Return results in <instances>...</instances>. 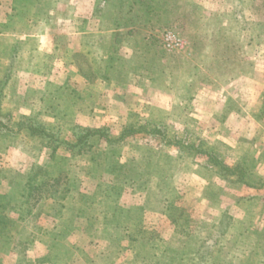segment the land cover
Here are the masks:
<instances>
[{
	"label": "rangeland",
	"instance_id": "374dc122",
	"mask_svg": "<svg viewBox=\"0 0 264 264\" xmlns=\"http://www.w3.org/2000/svg\"><path fill=\"white\" fill-rule=\"evenodd\" d=\"M117 1L101 4V19H96L90 31L100 34L97 43L102 40V44L119 49L121 61L116 66L120 68L106 70L111 76L105 77L107 82L118 85L127 77L129 91L122 96L108 88L101 99L53 89L62 94L54 92L52 96L66 101L67 108L59 120L54 114L59 112H49V104L39 116L42 123L54 125V130L59 128L58 135L65 134L70 142L77 140L72 131L74 125L93 130L108 128L107 134L114 140L93 135L91 152L61 144L49 157L40 140L25 131L0 133L1 177L5 176L0 182V202L5 204L2 209L0 203V264H187L186 253L205 255L196 264H250L251 260L264 264V256L262 260L249 257L257 234L264 235V201H223L230 194L226 188L219 190L216 183L229 184L236 170L231 169L230 173L223 167L225 160L211 155L214 151L209 152L207 142L198 148L199 136L194 125L189 124L194 117L192 108L180 110L170 128L166 120H161L160 111H151L150 120L145 105L136 106L139 101L162 99L160 93L153 91L150 74L157 86L159 77L155 76L169 68V74L175 73L179 78L180 96L187 98L211 89L210 66L216 64L213 57L232 56L240 51L260 55L264 45L258 47L256 43L258 33L264 32V0H171L166 11L146 25L133 16L139 20L136 31L115 39V33L108 32L113 26ZM79 15L65 6L54 12L47 23L54 45L63 47L64 29L70 22L73 24L71 16L79 23ZM169 33L181 39L183 47L168 48L164 37ZM244 42L249 45H242ZM260 69L264 71V64ZM252 75L253 72L244 83L250 92L249 104L254 102L256 85L264 84V78L256 80ZM237 83L232 86L233 91L239 88ZM136 88L143 91L141 97L138 92L134 94ZM39 89L44 92L43 86ZM36 93L37 89L26 92L24 109L8 111H37L40 96ZM15 96L12 106L21 101ZM233 97L230 107L237 108L239 102L235 100L242 97L238 93ZM129 104L144 110L130 109L126 107ZM202 115L208 119V114ZM13 123L12 119L7 124L16 130ZM130 126L136 132L116 141ZM250 130L258 146L253 151L256 153L264 144V134L256 127L250 126ZM235 134L229 137L234 138ZM209 157L216 158L214 161L219 164ZM250 158L243 160L248 159L250 164ZM35 165H46L49 175L57 178L39 193L31 187ZM210 172L218 177L225 173L221 179H213ZM37 179L41 183L49 181L42 174ZM3 195L11 201L7 203ZM241 222L249 224V234L238 235L242 232Z\"/></svg>",
	"mask_w": 264,
	"mask_h": 264
},
{
	"label": "crops",
	"instance_id": "0c3cea01",
	"mask_svg": "<svg viewBox=\"0 0 264 264\" xmlns=\"http://www.w3.org/2000/svg\"><path fill=\"white\" fill-rule=\"evenodd\" d=\"M94 1L70 0L68 2V8L73 12L75 9L76 14H80L79 23L76 21V24L74 21L76 15L75 17L71 16V21L76 25L70 22L71 24L65 27L64 36L66 39L63 47H60L61 45L56 46L53 43L54 38L50 33L51 26L47 24L46 17L39 13L33 5L26 0H0V81H4L8 75L13 79V83L8 84L10 88L6 90L8 96L4 108L14 111L24 109L22 99L26 92L31 90L33 93L41 86L44 87L43 91L50 95L56 93L61 95V92L53 90L58 88L67 89L70 93L77 95L83 93V97L86 94L92 98H99L100 96L103 99L105 90L109 88L110 91L115 90L125 96V92L130 89L128 78L125 75L126 82L120 85L115 81L107 82V77H105L111 76L106 70L120 68V65L116 66V62L121 60L117 57L119 55L118 48L109 43L102 44V40L97 43L96 40L100 34L90 31L92 27L94 28L96 19H101V15L94 12ZM230 2L232 3V1ZM93 16L95 17L92 18ZM114 23L115 19L112 28H110L111 31L108 33L117 31ZM230 28L232 29V27ZM261 35L260 44L264 45V33ZM258 42L256 46L259 47ZM227 44L230 45L228 41ZM244 44L248 43H242V45ZM260 52V55L257 56H250L247 51H240V53L232 56L213 57L216 64L210 66L209 76L213 79L209 82L211 89L207 93L197 91V95L193 93L190 96L191 94H189L187 98L180 96L179 78L176 79L175 73L169 74V68L160 76H155L156 78L159 77V85L157 86L154 85L153 74H150V79H145L150 80V84L154 87V93L157 95L160 93L159 96L162 99H157L158 101L154 102L150 100L139 101L136 104V106L141 104L143 107L145 105V114L147 119L150 117V120L154 111H160L159 116H161V120H166L167 125H170L180 110H183L184 107H190L194 117L189 124L194 125L197 136H199L197 139L200 141H198V148L203 142H207L211 148L209 152L214 151L211 155L218 159H224L226 164L223 165L230 167V169L245 157H251L249 172L245 170L243 173L241 169L233 168L232 171H236H233V179L232 175L229 176L232 179L229 184L225 181L216 183L219 190L226 188L230 194L228 198L224 197L223 201H264V144L259 147V150L257 149L256 153H253L256 150L254 148H258V146L250 136L252 131L250 126L258 128L264 134V84L256 85V94H252L254 102L250 104L248 103L250 92L244 86L252 72L254 73L252 76H255L256 80L260 77L264 78V71L260 69L264 64V47ZM56 56L59 58L57 61ZM92 67L93 69H91ZM124 76L122 75L123 78ZM61 78L65 80L59 81ZM105 82L110 87H107ZM236 82L240 83L239 88H235L233 91L232 86L236 85ZM137 92L138 96L141 97L142 94L140 93L143 91L136 88L134 94ZM235 93L242 97L240 101L235 100L239 102L236 103L237 108L230 107L231 98ZM12 96H18L21 99L20 102L16 101L15 106L11 105V102L16 99ZM163 99L164 101H162ZM136 106L133 104L126 105L130 109L141 108L142 110V107ZM200 112L208 114V119L204 118ZM195 113H198V116ZM228 133L236 134L232 138L229 137L230 134ZM171 153L166 154L175 158L179 156L177 153L178 156ZM228 159L233 161L229 162ZM167 168L168 165L165 166V169ZM224 173H220L219 176H223ZM209 174V177L215 176L211 172ZM244 174H249V177ZM220 177L215 176L213 179H221ZM238 205L240 207V204Z\"/></svg>",
	"mask_w": 264,
	"mask_h": 264
},
{
	"label": "trees",
	"instance_id": "16d2710c",
	"mask_svg": "<svg viewBox=\"0 0 264 264\" xmlns=\"http://www.w3.org/2000/svg\"><path fill=\"white\" fill-rule=\"evenodd\" d=\"M28 3L33 5L35 9L43 14L46 17V20L49 21L52 16H54V12L57 11V9H60L61 6L68 7V2L70 0H26ZM75 1V0H72ZM108 2L111 0H95L94 1V12L96 14L101 15V10H102V3ZM171 2V0H118L117 4L115 5V31L114 35H116L115 39H120L124 37V33H130L135 32L136 29H134L137 24L139 23V20H136L134 17H137V19H140V24L149 23L150 20H155L154 18H158L163 11H166V4ZM264 3V2H263ZM64 4V5H63ZM264 6V5H263ZM137 13V15H134L133 13ZM127 13V16L125 15ZM122 15V17H121ZM102 16V15H101ZM134 16V17H133ZM126 17V21L123 22L122 18ZM122 21V23H121ZM144 21V22H141ZM124 23V24H123ZM258 24V23H257ZM256 24V25H257ZM129 28V29H128ZM262 33V32H261ZM264 33V32H263ZM258 36H262L260 33H258ZM129 38V37H127ZM261 39V37L259 38ZM260 44V42H258ZM118 57V56H117ZM121 59V57H118V59ZM119 59V60H120ZM144 65V64H143ZM9 83H13V79L10 78V75L6 77L4 81H0V112L2 110H6L7 114H1L0 113V133H7V132H22L25 131L27 134H29L32 138H38L40 141V146H42L45 149H48L49 152V157L53 155L57 147L61 144H66L67 147H70L71 149H84L87 151H92V144L90 143V138L93 135H100L101 137H104L106 140H111L113 142L114 139H110L109 135L107 134V131L109 130L108 128H100V129H88L84 128L80 125H74L72 126V131L73 133H76L77 140L75 142H70L68 139H66V135L64 134L63 136H59L58 132H60V129L57 128V130H54V125H49L48 123H42L39 120L40 113L45 112L44 106L49 104V112H59V114L54 113L56 118L58 120L60 119V113L67 108L66 106V101L58 98V97H53L52 95L50 96L49 94H46L45 92H41L40 89H37V93L39 97L37 103H39V108L37 111H33L32 114H26V113H13L11 111H8V109L4 108V100L8 96L6 90L7 88H10ZM22 101H25V97L22 99ZM25 103V102H24ZM75 106V105H74ZM70 107V106H68ZM44 108V109H43ZM73 108V107H72ZM44 110V111H42ZM64 115V114H63ZM17 118L19 119L16 121ZM13 119V125L16 127V130H13L11 126H9L7 123L8 121H12ZM55 123L61 124V122L54 121ZM72 125V124H70ZM58 131V132H57ZM136 132L132 126L128 127L124 132H122L118 136V140H123L124 138L130 136ZM160 133V131H158ZM162 134V133H160ZM193 148H196V145H192ZM90 151V152H91ZM210 160H217L216 158L209 157ZM215 164H219L218 162H215ZM223 167H226L225 165H222ZM249 163L248 159L243 160L241 163H238L236 166H232L231 169L236 168L241 169L243 173L244 171L248 170ZM33 172L36 169L35 175L31 176V187L33 188V191L36 193H39L43 188V186H48V185H53V180H57L56 177H52L49 175L48 169L46 165H39V166H34L32 167ZM228 171H230V167H226ZM1 171L2 167H0V182L2 179H5L4 177H1ZM42 174V176H46L49 178V181L44 180V182L38 181L37 177ZM62 173H60L61 175ZM64 175V174H62ZM245 175V174H244ZM249 177L248 175H245ZM56 178V179H55ZM59 180V179H58ZM29 187V186H28ZM30 189V188H29ZM159 191V190H158ZM7 203H9L11 200L7 198L5 195L2 196ZM1 203V202H0ZM2 204V203H1ZM5 208V204H2V209ZM243 223V222H241ZM242 232L238 235H245L249 234L251 230L249 229V224L248 223H243L240 224ZM262 232L264 231V228L261 230ZM260 233V231H259ZM262 234V233H261ZM257 234V237L255 239V245L254 247L250 250L251 253H249V257L253 256L254 258L258 257L260 258L259 260H262L261 258L264 256V235ZM263 236V237H262ZM253 237V236H252ZM251 237V238H252ZM253 239V238H252ZM251 239V240H252ZM252 242V241H251ZM205 252H202L201 254H204ZM188 257V261H186L187 264H196L200 263V258L202 259L203 256H197L192 253H186ZM197 258H196V257ZM195 258V259H194ZM252 258V257H251ZM264 259L262 260V262ZM257 264V262L252 261L250 264Z\"/></svg>",
	"mask_w": 264,
	"mask_h": 264
},
{
	"label": "built area",
	"instance_id": "2783aa9c",
	"mask_svg": "<svg viewBox=\"0 0 264 264\" xmlns=\"http://www.w3.org/2000/svg\"><path fill=\"white\" fill-rule=\"evenodd\" d=\"M164 41L166 43V46L170 49L183 47V42L181 41V39L175 37L172 33L167 34L164 37Z\"/></svg>",
	"mask_w": 264,
	"mask_h": 264
}]
</instances>
